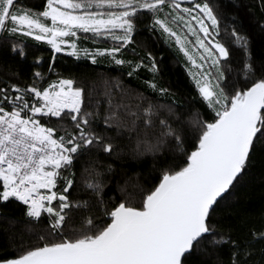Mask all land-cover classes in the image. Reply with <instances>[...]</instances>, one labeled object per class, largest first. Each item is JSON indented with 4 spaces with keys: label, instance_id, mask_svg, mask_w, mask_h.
Returning <instances> with one entry per match:
<instances>
[{
    "label": "snow or ice",
    "instance_id": "snow-or-ice-1",
    "mask_svg": "<svg viewBox=\"0 0 264 264\" xmlns=\"http://www.w3.org/2000/svg\"><path fill=\"white\" fill-rule=\"evenodd\" d=\"M182 2L46 0V10L37 13L22 8L19 0H0V33L31 36L45 41L56 53L68 44L74 56L79 54L77 45L65 37L75 38L83 32L111 39L116 47L86 55H91L93 62L96 55H108L117 65L130 64L129 75L140 67L158 71L151 53L150 64H132L117 58V53L133 43L136 18L141 13H151L150 30L159 29L179 45L192 63L191 74L199 95L215 113L213 122L198 121L203 130L196 150L178 170L162 174L158 185L143 196L139 208L121 202L112 209H103V215L109 218L107 223L94 225L93 219L88 218L86 223L92 234L82 232L68 238L61 231L69 215L66 210L87 208L88 202L74 204L69 200L65 193L73 187V181L63 176L61 170H70L75 154L90 146L100 145L105 153H112L114 146L102 142V137L89 130L92 113L82 112L84 89L74 87L72 79H58L41 88L36 79H42L43 74L35 72L33 83L27 88H0V202L20 201L28 206L26 215L37 220L42 213L48 214L50 228L61 234L60 242L44 244L15 258L0 259V264H186L194 252L216 255V250L225 244L233 247L231 264H240L238 255L250 254L227 233L215 232L210 213L242 177L253 150L264 145V78L243 90L237 89L231 96L226 94L221 60L228 59L229 51L215 39L219 35L217 17L206 0L194 3L193 7H182ZM104 8L120 11L91 10ZM166 8L171 11L165 13ZM49 20L50 25L45 22ZM188 33L195 37L194 41L188 39ZM232 35L246 48L245 37L235 32ZM12 51L24 55L18 44L13 45ZM244 71L247 77L254 70L251 64H245ZM150 86L156 88L155 84ZM158 91L164 93L167 89ZM128 114L136 116L134 112ZM116 115L113 112L107 119L113 120ZM153 115L151 108L145 110V129L153 126ZM43 118L71 121L75 132L65 129L64 135L56 136L57 129L42 124ZM159 123L165 131L156 143L145 139L137 144L138 149L143 143L145 150L158 151L165 137L175 135L166 120ZM176 140L179 143L178 136ZM95 175L99 177L100 173ZM58 179L65 183L54 191ZM85 187L98 197L97 203L102 207L105 202L99 197L104 185L100 180L87 182ZM252 237L264 240V231L253 232Z\"/></svg>",
    "mask_w": 264,
    "mask_h": 264
},
{
    "label": "trees",
    "instance_id": "trees-1",
    "mask_svg": "<svg viewBox=\"0 0 264 264\" xmlns=\"http://www.w3.org/2000/svg\"><path fill=\"white\" fill-rule=\"evenodd\" d=\"M206 2L219 22L216 40L229 51L228 59L221 60V67L225 76L222 86L226 85L225 92L231 96L237 89L243 90L264 78V0ZM19 4L37 13L46 10V0H19ZM151 16L144 12L136 18L133 43L117 53V58L132 64L141 61L150 64L148 54L151 53L158 69L155 73L148 67H140L129 75L132 65H117L108 55H96L93 62L89 56H74L66 51L56 53L45 41L31 36L0 33V88L9 85L27 88L32 85L35 72L43 74L42 79H36L41 88L58 79H72L74 87L84 89L82 112L92 113L89 130L102 137V142L114 146L112 153H105L100 145L90 146L75 154L70 170H61L63 176L73 181V187L65 193L69 200L74 204L88 202L87 208L66 210L69 215L61 230L64 237L74 238V234L82 232L92 234L86 220L92 218L94 225L102 226L109 219L103 215V209H112L121 202L139 208L143 196L158 185L162 174L178 170L196 150L203 130L198 121L215 119L213 109L199 95L183 53L159 29L150 30ZM233 32L247 39L246 48L236 42ZM79 35L75 42L81 48L94 51L117 46L115 41L92 33ZM14 44L22 47L23 56L12 51ZM245 64H251L254 70L247 77ZM161 88L167 92L158 91ZM148 108L154 113L153 126L145 129ZM113 112L116 118L108 120ZM129 112L136 116H130ZM162 119L171 125L175 135L165 137L158 151L145 150L143 143L138 149L137 144L145 139L156 143L165 131L159 123ZM41 123L56 128V136L64 135L65 129L75 132L68 120L43 118ZM95 173H100L99 177ZM96 179L104 185L99 197L105 202L102 207L97 203L98 197L85 187L87 182ZM64 183L58 179L56 190ZM27 207L15 199L0 202V259L15 258L44 244L60 242L61 234L50 228L52 221L48 214L42 213L37 220L26 215ZM210 224L215 232L227 233L242 249H247L248 256H237L240 264H264V240L252 237L253 232L264 231V145L253 150L242 177L234 183L226 199L214 206ZM41 236L43 240L39 239ZM216 253L207 256L194 252L186 264H231L233 247L230 244L222 245Z\"/></svg>",
    "mask_w": 264,
    "mask_h": 264
},
{
    "label": "rangeland",
    "instance_id": "rangeland-1",
    "mask_svg": "<svg viewBox=\"0 0 264 264\" xmlns=\"http://www.w3.org/2000/svg\"><path fill=\"white\" fill-rule=\"evenodd\" d=\"M194 3H199V2H197L196 0H183L182 7H193ZM91 10H93V11H104V12H108V11H120V9H107V8H104V9H91ZM168 11H171V9L170 8H166L165 9V13H167ZM193 14H195V12ZM45 22L50 25V20L49 21H45ZM193 23H195V22H193ZM206 23H208L209 25L211 24L210 21H206ZM173 27H175V26H173ZM177 30H179V29H177ZM184 31L186 32V30H184ZM80 33L83 34V32H78L77 33V37L80 36L79 35ZM187 35H188V39L189 40H193V41L195 40V37L192 36L190 33H188ZM64 39L67 40V41H69V42H71V41H74L75 42L76 41L75 40L76 37L75 38H73V37H65ZM215 39H216V37H215ZM76 45H77V49H78V53H79L78 56L79 57H81V56H89V57L93 58L91 55H86V53H94V52L97 51V50L92 51V50H89L87 48H81V47H79V45L77 43H76ZM62 47L64 48L63 51H66L68 53H71L72 52V49L70 48V46L68 44L62 45ZM177 47L179 48V45H177ZM188 48H189L190 54H193L192 53V46L191 45H188ZM200 51L202 52V50H200ZM181 52L184 55V52L183 51H181ZM184 58H185V60L187 62L186 65H187L188 71L191 74L192 71H194V69L192 67V63H191V61L188 60V58L185 55H184ZM197 63H200L198 57H197ZM207 67H208V65L206 64L205 65V68H207ZM191 76H192V74H191ZM53 190L54 191H57L56 189H53ZM41 191L42 192H46V190H43V189ZM53 206H55V202H54Z\"/></svg>",
    "mask_w": 264,
    "mask_h": 264
}]
</instances>
